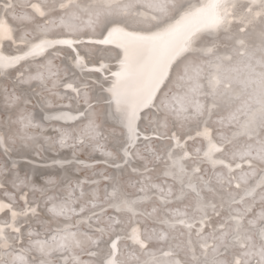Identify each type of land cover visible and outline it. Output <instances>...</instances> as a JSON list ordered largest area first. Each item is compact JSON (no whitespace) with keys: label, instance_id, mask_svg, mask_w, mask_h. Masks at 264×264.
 <instances>
[{"label":"snow or ice","instance_id":"1","mask_svg":"<svg viewBox=\"0 0 264 264\" xmlns=\"http://www.w3.org/2000/svg\"><path fill=\"white\" fill-rule=\"evenodd\" d=\"M0 264H264V0H0Z\"/></svg>","mask_w":264,"mask_h":264},{"label":"bare ground","instance_id":"2","mask_svg":"<svg viewBox=\"0 0 264 264\" xmlns=\"http://www.w3.org/2000/svg\"><path fill=\"white\" fill-rule=\"evenodd\" d=\"M97 155H98V154H97ZM84 158H85V159H87V157H86V156H85Z\"/></svg>","mask_w":264,"mask_h":264}]
</instances>
